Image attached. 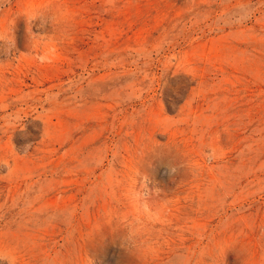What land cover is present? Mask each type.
Returning a JSON list of instances; mask_svg holds the SVG:
<instances>
[{
	"label": "rangeland",
	"instance_id": "1",
	"mask_svg": "<svg viewBox=\"0 0 264 264\" xmlns=\"http://www.w3.org/2000/svg\"><path fill=\"white\" fill-rule=\"evenodd\" d=\"M0 264H264V0H0Z\"/></svg>",
	"mask_w": 264,
	"mask_h": 264
}]
</instances>
